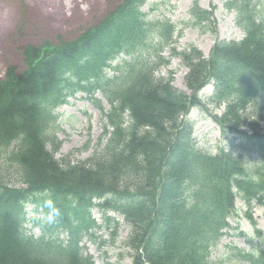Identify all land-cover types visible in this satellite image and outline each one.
Listing matches in <instances>:
<instances>
[{
    "label": "trees",
    "instance_id": "trees-1",
    "mask_svg": "<svg viewBox=\"0 0 264 264\" xmlns=\"http://www.w3.org/2000/svg\"><path fill=\"white\" fill-rule=\"evenodd\" d=\"M146 1L120 0L74 39L25 45L22 67L0 77V264H94L79 244L97 227L93 208L122 216L130 264H217L211 253L235 200L264 205V0L224 2L243 37L217 41L208 57L192 45L176 51L175 26L149 18ZM212 14L195 1L189 25L200 29ZM166 47L187 67L188 92L173 86L172 71L159 73ZM77 93L105 97L110 130L72 162L56 157L51 127L56 106ZM195 106L219 111L210 116L233 135L227 148L197 146L185 118ZM30 203L51 214L34 219L38 238L23 226ZM232 249L238 264H264V240L254 252Z\"/></svg>",
    "mask_w": 264,
    "mask_h": 264
},
{
    "label": "rangeland",
    "instance_id": "rangeland-1",
    "mask_svg": "<svg viewBox=\"0 0 264 264\" xmlns=\"http://www.w3.org/2000/svg\"><path fill=\"white\" fill-rule=\"evenodd\" d=\"M119 1L0 0V76L9 65L21 68V49L25 45L37 46L46 41L57 43L59 40L74 39L85 29L96 25ZM195 1L200 9L213 12L210 22L200 29L190 26L188 22L189 9ZM226 1L148 0L143 10L151 11L149 18H164L173 23V47L176 51L192 45L208 56L217 41L239 40L243 37V32L234 23V14L224 8ZM162 51V55L169 59V64L161 68L159 73L167 76L168 72L172 71L173 86L188 92L184 86L187 68L179 58H171L168 48ZM96 97L100 107L94 105L84 94H79L53 112L56 119L51 127V135L61 142L57 158L66 157L72 162L82 161L102 146V143H99L102 135L101 112L108 109V103L102 95L97 94ZM209 111L219 113L213 110L212 106L208 107ZM187 119L193 124V137L197 146L212 152L219 147H228L231 136L221 133L206 110L201 113L191 110ZM260 131L264 133V119L260 122ZM235 205L237 214L227 218L230 227L223 230L219 244L211 253V259L217 264H238L237 257L231 255L227 243L254 252V246L261 245L264 240V206L253 202L247 210L240 199L235 200ZM32 215V212H28L27 218ZM91 215L100 224V228L94 229L92 238L85 236L81 240L83 253L90 255L94 264L131 263L132 251L123 246L128 230L122 224L121 217L110 212L107 214L120 222L115 225L113 221L106 224L100 211L92 210ZM250 218L255 221V226L251 225ZM31 225V221L25 224L34 235L38 234L39 229ZM255 230L260 231L261 237ZM241 233L243 235H240Z\"/></svg>",
    "mask_w": 264,
    "mask_h": 264
}]
</instances>
